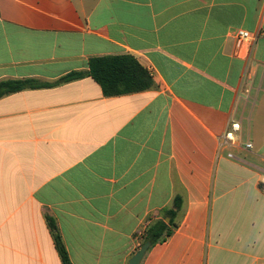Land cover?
<instances>
[{
  "label": "crops",
  "instance_id": "1",
  "mask_svg": "<svg viewBox=\"0 0 264 264\" xmlns=\"http://www.w3.org/2000/svg\"><path fill=\"white\" fill-rule=\"evenodd\" d=\"M239 29L256 40L237 49ZM109 55L154 87L56 83ZM8 80L52 86L0 98V264H62L46 216L72 264H129L176 199L140 264L264 261V0H0Z\"/></svg>",
  "mask_w": 264,
  "mask_h": 264
},
{
  "label": "trees",
  "instance_id": "2",
  "mask_svg": "<svg viewBox=\"0 0 264 264\" xmlns=\"http://www.w3.org/2000/svg\"><path fill=\"white\" fill-rule=\"evenodd\" d=\"M86 76L91 77L100 85L106 97L142 92L154 87V81L148 71L130 55H109L91 58L89 60V71L68 74L56 83H68ZM48 86H52V84L37 83L33 80L2 81L0 82V98L25 89ZM180 203L181 200L176 199L174 202L176 210L168 212V216L171 218L169 224L158 222L148 229L145 242H150L151 246H153L158 242L165 241L166 238L172 235L173 230L169 226L173 223L176 211L180 208ZM46 221L62 264H72L55 220L46 216Z\"/></svg>",
  "mask_w": 264,
  "mask_h": 264
},
{
  "label": "built area",
  "instance_id": "3",
  "mask_svg": "<svg viewBox=\"0 0 264 264\" xmlns=\"http://www.w3.org/2000/svg\"><path fill=\"white\" fill-rule=\"evenodd\" d=\"M256 38L257 36L255 34L247 30H243V29H239L234 33V40H235L237 49L250 46L256 40ZM241 130H242L241 123L238 121L232 120L230 122V129L228 130V132L225 134V136L220 142L221 148L223 147L233 148V147L239 146L237 138L239 134L241 133ZM241 147H243L246 150H251L253 149V144L249 140L247 142L242 143ZM228 157L234 158L233 153L229 152ZM148 229L149 227L145 226L144 228L138 230L134 235V238L137 241V244H138L137 246L139 249H141V247L145 243ZM259 264H264V261L260 262Z\"/></svg>",
  "mask_w": 264,
  "mask_h": 264
},
{
  "label": "water",
  "instance_id": "4",
  "mask_svg": "<svg viewBox=\"0 0 264 264\" xmlns=\"http://www.w3.org/2000/svg\"><path fill=\"white\" fill-rule=\"evenodd\" d=\"M150 246V242H145L141 249L132 257L129 264H140Z\"/></svg>",
  "mask_w": 264,
  "mask_h": 264
},
{
  "label": "rangeland",
  "instance_id": "5",
  "mask_svg": "<svg viewBox=\"0 0 264 264\" xmlns=\"http://www.w3.org/2000/svg\"><path fill=\"white\" fill-rule=\"evenodd\" d=\"M260 153H262V154L264 153V148L261 149Z\"/></svg>",
  "mask_w": 264,
  "mask_h": 264
}]
</instances>
